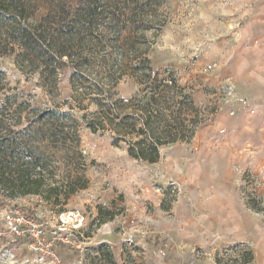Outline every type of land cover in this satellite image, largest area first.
Masks as SVG:
<instances>
[{"label": "trees", "instance_id": "obj_1", "mask_svg": "<svg viewBox=\"0 0 264 264\" xmlns=\"http://www.w3.org/2000/svg\"><path fill=\"white\" fill-rule=\"evenodd\" d=\"M162 5L161 0L133 7L117 0H81L75 7L36 14L25 0H0L7 52L15 54L22 71L37 72L40 86L54 97L60 69L66 63L72 68V95L63 103L52 100L40 107L8 100L0 105L3 197L38 196L63 206L88 188L76 110L92 132H108L115 146L125 145L130 156L148 163L158 162L162 145L190 142L215 112L199 106L173 71L152 66L153 41L147 33L164 25L165 20L152 17ZM124 78L136 88L129 97L118 91ZM23 118L28 123L19 129ZM249 205L264 210L252 197ZM103 213L113 216L101 208Z\"/></svg>", "mask_w": 264, "mask_h": 264}, {"label": "crops", "instance_id": "obj_2", "mask_svg": "<svg viewBox=\"0 0 264 264\" xmlns=\"http://www.w3.org/2000/svg\"><path fill=\"white\" fill-rule=\"evenodd\" d=\"M247 1L228 32L229 92L190 142L162 145L158 162L148 163L158 188L169 186L175 195L128 198L112 217L100 214L110 209L107 202L93 206L98 224L91 235L58 249L67 264H80L84 248L91 253L87 264H105L106 250L114 264H152L160 248L166 252L161 264H217L215 255L245 251L252 256L242 264H264V210L249 205L251 197L264 202V0ZM143 197L148 207L139 205ZM136 219L140 228L128 243Z\"/></svg>", "mask_w": 264, "mask_h": 264}, {"label": "rangeland", "instance_id": "obj_3", "mask_svg": "<svg viewBox=\"0 0 264 264\" xmlns=\"http://www.w3.org/2000/svg\"><path fill=\"white\" fill-rule=\"evenodd\" d=\"M25 1L30 7V11L35 9L36 14L38 12L45 13L49 8L61 10L81 4V0ZM161 2L163 5L152 17L156 22L165 20V23L159 30L147 33L153 41L149 48L152 66L161 71L165 69L173 71L180 82L192 90L193 97L199 106L207 108L208 112L212 108H215L216 111L220 101L230 89L229 83L224 81L228 72L226 63L229 55L227 41L230 33L228 32L234 28V22L237 21L235 14L248 1L161 0ZM125 3L133 7L143 4V0H117L119 6H123ZM5 24L0 23L1 42H3L0 44L2 54L0 56V105L8 100H16L18 103L27 101L33 105L45 107L52 100L63 103L69 99L72 95L71 65L66 63L60 69L58 89L52 94L54 96L52 97L46 92L47 90L40 86L39 74L22 71L16 64L15 54L7 52L10 44L8 42L9 45H7V40H5ZM118 91L123 97H129L135 93L136 88L129 78H124ZM93 108L94 106H91L90 110ZM74 114L81 123V151L86 163L84 173L89 179V186L71 196L63 206H55L38 196L9 199L0 193V264H51L42 262L38 255L29 249L28 245L10 242V231L5 219V213L10 208L19 209L37 220H52L53 216L61 212L59 211L61 208L62 212L79 210L85 216V226L81 234L83 237H87L91 235L93 225L98 224L92 220L91 209L93 206L97 209L98 206H104V202H107L110 206L109 210L120 212L128 198L134 201L143 195H149L151 198L158 199L152 197L149 191L158 190L162 196L166 190L171 188L169 186L158 188L155 172L148 162L134 159L129 155L125 145L115 146L108 132H92L82 119L83 112L76 110ZM212 114L209 112L205 121ZM27 123V118H23L17 128H24ZM170 193L172 198L175 191L172 193L170 190ZM143 199L147 198L143 197ZM252 199L258 201L259 206L264 209L262 200L258 197H252ZM148 206L147 199V204L144 207ZM136 220L139 224L136 229H132V241L135 239V232L140 228V221ZM100 227L97 228L104 232V228L107 226ZM81 234H76L74 240L85 241ZM70 239V242L74 241L73 236H70ZM26 241L30 242L27 239ZM83 255L84 258L80 264H87L85 260H89L91 253H88L84 248ZM208 256L210 257V255ZM250 256L251 252L245 251L240 256L218 254V256H214V260L217 264H242L251 259ZM100 258L102 259V257ZM103 259L106 261L105 264H114L113 255L108 250L104 252ZM63 262L67 264L66 261L63 260ZM115 263H117L116 259Z\"/></svg>", "mask_w": 264, "mask_h": 264}, {"label": "built area", "instance_id": "obj_4", "mask_svg": "<svg viewBox=\"0 0 264 264\" xmlns=\"http://www.w3.org/2000/svg\"><path fill=\"white\" fill-rule=\"evenodd\" d=\"M244 104L247 105L248 102L245 101ZM252 111L254 110L252 109ZM149 194L155 198L161 196L160 191L155 189L150 190ZM146 204L147 200L143 199L139 205L143 207ZM5 219L10 231L9 240L12 244L28 245L29 249L36 253L42 262L51 264H64L58 251L60 245L69 243L70 236H73L74 240L76 234H81L85 226L84 214L76 209L58 213L53 216L52 220H37L19 209L10 208L5 213ZM138 224V220H134L129 228L136 229ZM109 229V227H105L104 232H108ZM26 239L30 242H27ZM126 240L128 243H132V236H128ZM216 242L217 237H214L210 244L213 245ZM117 248L121 250L122 245H118ZM165 256V249L160 248L155 252L152 264H161L165 261ZM120 262V259H117V263Z\"/></svg>", "mask_w": 264, "mask_h": 264}]
</instances>
